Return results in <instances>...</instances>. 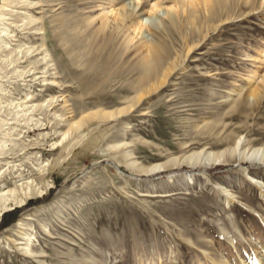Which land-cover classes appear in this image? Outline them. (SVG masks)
Segmentation results:
<instances>
[{
    "label": "rangeland",
    "instance_id": "rangeland-1",
    "mask_svg": "<svg viewBox=\"0 0 264 264\" xmlns=\"http://www.w3.org/2000/svg\"><path fill=\"white\" fill-rule=\"evenodd\" d=\"M124 7L129 38L101 53L92 31ZM0 15V37L31 49L0 50L27 72L0 70V182L51 185L2 216L0 264L264 256V160L244 154L264 150V0H0ZM155 41L168 49L158 89L138 101ZM98 112L115 115L69 130ZM21 220L34 255L14 242Z\"/></svg>",
    "mask_w": 264,
    "mask_h": 264
},
{
    "label": "bare ground",
    "instance_id": "bare-ground-1",
    "mask_svg": "<svg viewBox=\"0 0 264 264\" xmlns=\"http://www.w3.org/2000/svg\"><path fill=\"white\" fill-rule=\"evenodd\" d=\"M32 4V3H29ZM138 5V3H137ZM132 6V5H130ZM136 7V6H135ZM127 8V7H126ZM130 8V7H129ZM125 9V7H124ZM122 9V11H119L116 16V19H114V21H116V23L113 25V23H109L107 20L102 22L100 25H97L93 31H92V43L93 45H96V48H98V50L103 53L105 51H113L116 50V48H118L119 46H125L126 41L129 38L124 37L121 41H119V35L121 34V30L122 28L130 21L129 19L131 18V12L129 13L128 11H126V9L124 10ZM128 9V8H127ZM34 17V16H33ZM0 18H2V16L0 15ZM32 18V17H30ZM134 18V17H133ZM210 19H221V17L219 16L218 13H215L214 16L211 15ZM35 20V17H34ZM173 20V26H175L177 28V22ZM4 21V20H3ZM142 21L144 22V19H142ZM139 23V22H138ZM137 24V23H136ZM135 23L132 24L133 26L136 25ZM131 25V26H132ZM129 26V24H128ZM126 25V28L128 27ZM140 26V25H139ZM142 26V25H141ZM125 29V28H124ZM142 31L141 27H135L134 32L136 31ZM125 32V31H124ZM135 32V33H136ZM139 33V31L137 32ZM0 34H4L5 37H10V33L9 30L4 28L0 31ZM138 35V34H137ZM12 36V35H11ZM59 37V35H58ZM66 37V36H65ZM125 39V40H124ZM8 40V39H7ZM5 40V38L0 37V50L4 49H12L13 51V55H16L18 58L21 55L22 57H26L27 58V54L31 52V49L28 48L29 50L27 52H24L23 49L21 48H11V44H10V40L7 41ZM60 40V39H59ZM130 40V39H129ZM120 42V43H119ZM148 42V41H147ZM20 46V45H19ZM22 46V45H21ZM25 46V45H24ZM26 49V48H25ZM34 49V48H33ZM27 50V49H26ZM25 50V51H26ZM97 50V49H96ZM4 51V50H3ZM119 51V50H118ZM125 51V50H124ZM168 49L166 48V45H164V43L155 41L153 43H151L148 47L147 52L141 57V59L138 60V66L142 71V74L140 77H138V79H136L137 81H135L136 83L133 85V87H131L133 93H135L134 97L139 99L142 96H146V95H150L154 90H157L158 88H154L159 80V68L161 67V63H162V55L167 53ZM80 53V52H79ZM91 53V52H90ZM95 54V52H94ZM5 56L7 54H4ZM29 55V54H28ZM44 55V54H43ZM20 56V57H21ZM90 56V55H89ZM94 56V55H93ZM11 57V56H10ZM9 57V58H10ZM45 57V55H44ZM43 57V59H44ZM23 59V58H22ZM28 59V58H27ZM19 60V59H18ZM16 59H0V70H5L6 73H12L15 74L16 72L20 74V76L24 77L26 75L27 72H25L24 70L19 72L20 70H18L19 68V63L21 62L18 61ZM24 60V59H23ZM29 60V59H28ZM41 60V59H40ZM31 61V59H30ZM24 62V61H23ZM21 66V65H20ZM20 69V68H19ZM22 70V69H21ZM46 71V70H45ZM17 74V76L19 75ZM7 76V75H6ZM34 77V76H32ZM137 78V77H136ZM21 80V79H20ZM24 81V80H23ZM29 81V80H28ZM160 84V82H159ZM163 85V84H162ZM161 85V86H162ZM28 98V97H27ZM57 99V98H56ZM138 101L136 103H138ZM27 102V101H26ZM31 102V101H30ZM29 103V102H28ZM21 104V103H20ZM8 105V104H7ZM19 105V104H18ZM29 105V104H26ZM33 105V104H32ZM31 105V106H32ZM42 105V104H41ZM30 106V107H31ZM35 106V105H34ZM33 106V107H34ZM132 106H135L132 105ZM32 107V108H33ZM37 107V106H36ZM35 107V108H36ZM22 110H24L25 108H28L27 106H25V103H22L20 105V107ZM18 108V109H19ZM39 108V107H38ZM31 110V109H30ZM36 110V109H35ZM123 112L122 111H119ZM115 114L114 113H109L107 115L103 114L102 112H98L96 114H93L91 116L85 117V118H81L80 121L75 122V123H70L69 124V130H74L75 129H79L82 125L90 122L92 119L94 118H99V119H105L107 117H113ZM39 122V121H38ZM68 130V131H69ZM70 132V131H69ZM69 134V133H67ZM63 135V134H62ZM66 135V134H65ZM64 135V136H65ZM85 136V135H84ZM65 138V137H64ZM241 142V141H239ZM6 145V144H5ZM68 146V145H67ZM73 146V144H72ZM74 147V146H73ZM242 147V146H241ZM242 149V148H241ZM244 154H246L245 159H252V160H264V150L263 149H254L252 151H245ZM211 155V154H210ZM209 155V156H210ZM220 157H222L220 155ZM202 159V156H200L199 154L197 155H193L191 157V160H196L199 161ZM44 175L47 174L46 170L43 171ZM1 181V180H0ZM29 181V180H28ZM31 181V180H30ZM27 184L24 183V185H21V191L19 193V189L17 188H11L9 184L7 183H1L0 185V221L2 216L15 209V207H20L23 206L27 203V201L29 199H31V197L33 195H42L45 193V191H47L51 185L47 184L46 187L43 189L42 187L33 184V182L31 181ZM35 181V180H34ZM36 182V181H35ZM22 184V183H21ZM26 226H29L27 223H25L24 221H20L18 224V227L21 229V232L19 233V235L21 236V241L22 242H18L17 239H14V242L16 243V245H18L25 253L27 254H31L34 255L36 254L35 250H34V246L37 245L38 240L37 237H35L33 234L29 233L26 230ZM2 241V238H0V243ZM264 244V243H263ZM8 247H11V245L9 243H7ZM264 247V246H263ZM222 258V257H221ZM240 260L243 259L242 255H239ZM250 259V258H249ZM225 260V259H224ZM227 261V260H226ZM244 261V260H241ZM248 261V260H247ZM215 262V261H214ZM241 264V262H240ZM243 264H264V256H260L259 254H257L255 256V258L252 260L250 259L248 262L244 261Z\"/></svg>",
    "mask_w": 264,
    "mask_h": 264
}]
</instances>
